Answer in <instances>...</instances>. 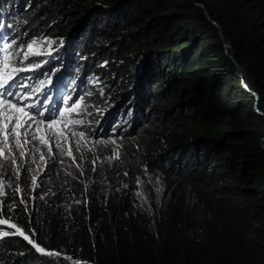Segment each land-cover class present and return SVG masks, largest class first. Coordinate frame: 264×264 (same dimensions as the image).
Wrapping results in <instances>:
<instances>
[{"label":"trees","instance_id":"16d2710c","mask_svg":"<svg viewBox=\"0 0 264 264\" xmlns=\"http://www.w3.org/2000/svg\"><path fill=\"white\" fill-rule=\"evenodd\" d=\"M194 1L0 0V47L54 42L16 77L51 73L22 104L83 96L75 127L107 135L125 101L131 122L114 127L119 159L106 146L46 167L26 157L19 182L0 173L14 205H0V264H264V0ZM38 166L33 189L24 171Z\"/></svg>","mask_w":264,"mask_h":264},{"label":"snow or ice","instance_id":"6c2138e0","mask_svg":"<svg viewBox=\"0 0 264 264\" xmlns=\"http://www.w3.org/2000/svg\"><path fill=\"white\" fill-rule=\"evenodd\" d=\"M0 39H3L0 37ZM53 41L32 39L31 42H26L23 47L19 48L18 52L9 53L8 49L12 47L11 44L0 47V51L5 54L0 58V173L4 170L11 168V175L15 177V180L19 182L21 171L23 168V161L26 157H31V163L36 164L37 160L42 162V165L46 167L47 159L54 155H67L75 162V156H73L71 148H65V144L69 142V136L73 139V143L76 144L77 150L81 146V140L84 141V146L90 143L89 139L85 136L84 131H77L76 125L82 123L81 120L71 119L73 114L79 115L80 102L83 101V96L78 97L76 101H73L70 106L65 107L63 111L59 109L50 110L42 104L37 102L36 104H22V101L31 99L32 92H41L45 85L52 83L51 73H41L45 76V79H41L37 86L26 83L25 81L31 80V77H21L16 79L20 73L34 72L36 69L42 67L41 63H26L32 56L44 55L43 46L45 44L50 45ZM63 42L61 41V46ZM13 57L17 58V64L11 63ZM44 63H47L45 61ZM28 89V92L23 91ZM47 99V96H45ZM71 97L66 96L64 98L65 104ZM32 109H36L35 112ZM45 113H48L45 118ZM63 125V128H61ZM71 125V126H69ZM63 141V143H62ZM95 144L111 143L116 145L114 149V155L107 159H119V145L116 140L101 141L97 139ZM53 147L57 149V153H53ZM46 149L42 151L41 149ZM15 149V151H14ZM91 150V149H89ZM36 154H39L38 156ZM18 158L21 163H18ZM99 157L96 158L98 160ZM96 160H92L91 163L95 164ZM63 163V161H60ZM80 168L79 164L75 165ZM31 169L25 170L24 174L28 177L29 171L32 172L29 177L33 189L37 187V172L39 170ZM95 170V169H93ZM71 175V173H68ZM127 175V173H125ZM12 188L11 182L7 185L0 180V197L4 196L5 188ZM19 185L12 189V198L15 199L17 194L21 193ZM19 203L24 205L25 211L27 210V203L23 195L20 196ZM0 205L7 207L9 211H12L14 205L5 204L0 202ZM8 219L0 218V225H7ZM15 229L12 235L19 234L23 236L37 251L44 252L45 250L40 248L34 240H32L27 234H25L15 224L10 225ZM7 231L0 232V237L8 236ZM48 255H56V253H46Z\"/></svg>","mask_w":264,"mask_h":264},{"label":"rangeland","instance_id":"374dc122","mask_svg":"<svg viewBox=\"0 0 264 264\" xmlns=\"http://www.w3.org/2000/svg\"><path fill=\"white\" fill-rule=\"evenodd\" d=\"M44 51V48H43ZM45 53V52H44ZM48 55H51V53H47ZM84 89V88H83ZM83 89L81 90V94L83 92ZM74 90V89H73ZM51 100L56 98V95H51ZM64 97L61 96L60 97V101L58 103V107L57 109H59L60 111H63L65 107H67L64 103H63ZM127 103L125 101L120 102V104L118 105V107H120L121 109V114L119 113V116L113 120V119H107L106 121L103 122L104 125L110 123V127H109V133L107 132V135H103V129L104 126H99V122L97 121V123L95 124L94 122H86L85 126L82 127H75V129L77 131H84L85 132V136L89 139L90 143H88L87 146H84V141L81 140V146L79 147V150H77V146L75 143H73V139L71 136H69V142L66 143L64 146L65 148H71L72 154L73 156H75L76 154H84V153H88V152H95L100 150L103 147H116V145H113L111 143H100V144H95L94 142L99 139L101 141H108V140H116L117 145L121 144V141H119V139L121 138V135H119V131L117 129H114V127L116 126V124L119 122V120H121V116H122V122L125 124L123 127H130V116L128 115V111L125 110ZM56 106V105H55ZM254 109L257 113L262 114L259 109H258V105L257 103H254ZM112 115V114H109ZM120 117V119H119ZM112 118V117H111ZM61 128H63V125H61ZM99 133V137H95L93 134ZM63 143V141H62ZM91 149V150H89ZM42 151H46V149H41ZM15 151V149H14ZM53 153H57V149L55 147H53ZM37 156L39 154H36ZM51 158H56V159H61V160H65V161H70L72 160L71 157L67 156V155H54Z\"/></svg>","mask_w":264,"mask_h":264},{"label":"water","instance_id":"95a60500","mask_svg":"<svg viewBox=\"0 0 264 264\" xmlns=\"http://www.w3.org/2000/svg\"><path fill=\"white\" fill-rule=\"evenodd\" d=\"M192 2H193V5L194 6H199V4H197L194 0H192ZM207 15V19L208 20H211V18H210V16L208 15V14H206ZM215 25H216V27L218 28V30H219V33H220V35L222 36V39H223V42H224V46H225V48H231V43H230V41L229 40H227L226 39V37L224 36V30L222 29V27H220L216 22H214V21H212ZM231 58H232V60H234V53H232V55H231ZM239 75H240V73H239Z\"/></svg>","mask_w":264,"mask_h":264}]
</instances>
